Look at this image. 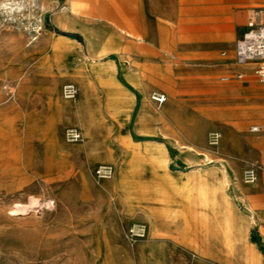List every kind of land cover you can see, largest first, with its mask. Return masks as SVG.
<instances>
[{"label": "rangeland", "instance_id": "1", "mask_svg": "<svg viewBox=\"0 0 264 264\" xmlns=\"http://www.w3.org/2000/svg\"><path fill=\"white\" fill-rule=\"evenodd\" d=\"M100 3L143 40L68 0H0V264H264V84L220 80L250 9L184 56L170 0Z\"/></svg>", "mask_w": 264, "mask_h": 264}, {"label": "crops", "instance_id": "2", "mask_svg": "<svg viewBox=\"0 0 264 264\" xmlns=\"http://www.w3.org/2000/svg\"><path fill=\"white\" fill-rule=\"evenodd\" d=\"M68 2L70 6L67 10H69L70 17L93 16L98 19L111 21L118 30L128 36L136 37L139 41L143 40L140 36L141 30L139 28L130 29L124 27L115 12L110 10V7L101 4L100 0H68ZM255 2L256 0H170V42H181L182 53L180 54L184 56H212L216 51L214 49L216 44L222 43L223 41H230L233 38L234 32L231 29H227L228 26L238 23L239 20L244 21L246 16L245 11L250 9L242 34L244 33L247 23L255 10ZM239 9L242 10L241 13ZM196 45L202 47V49L192 50ZM107 46L110 47L111 42L106 44L104 48ZM170 49L173 48L170 46ZM253 68L254 66L251 67L250 64L239 67L235 63L233 74L231 76L223 75L220 77V80L224 81L222 80L224 76L234 78L237 72H244L245 77L249 75L253 77ZM258 126L262 127L261 125ZM251 127V132H260L252 131ZM260 159H264V152L260 153Z\"/></svg>", "mask_w": 264, "mask_h": 264}, {"label": "built area", "instance_id": "3", "mask_svg": "<svg viewBox=\"0 0 264 264\" xmlns=\"http://www.w3.org/2000/svg\"><path fill=\"white\" fill-rule=\"evenodd\" d=\"M235 63L239 67L254 64V75L264 84V11L254 10L252 17L247 23L246 30L237 40L235 45ZM245 77L244 72H237L234 76L236 79ZM231 77L224 76L222 80L227 81ZM62 94L65 99H74L78 94V87L74 82H67L63 85ZM153 98L158 103L166 101L164 93L155 92ZM252 131H261L262 127L255 125L251 127ZM67 139L78 141L83 138L82 131L78 127H70L66 132ZM221 134L214 132L211 136V142L214 145L219 144ZM261 165L258 162H249L245 168L243 179L246 183L254 184L258 180L259 169ZM113 167L111 165L100 166L97 169V175L101 178L112 176Z\"/></svg>", "mask_w": 264, "mask_h": 264}, {"label": "bare ground", "instance_id": "4", "mask_svg": "<svg viewBox=\"0 0 264 264\" xmlns=\"http://www.w3.org/2000/svg\"><path fill=\"white\" fill-rule=\"evenodd\" d=\"M75 3H77V2H75ZM74 4V3H73ZM80 4V3H79ZM72 5V4H71ZM70 6V5H69ZM75 6H76V4H75ZM75 6H74V8H75ZM87 6V5H86ZM132 35V34H131ZM141 38V37H140Z\"/></svg>", "mask_w": 264, "mask_h": 264}]
</instances>
